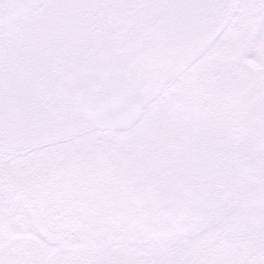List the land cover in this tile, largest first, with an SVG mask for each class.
<instances>
[{
    "label": "snow or ice",
    "instance_id": "snow-or-ice-1",
    "mask_svg": "<svg viewBox=\"0 0 264 264\" xmlns=\"http://www.w3.org/2000/svg\"><path fill=\"white\" fill-rule=\"evenodd\" d=\"M0 264H264V0H0Z\"/></svg>",
    "mask_w": 264,
    "mask_h": 264
}]
</instances>
